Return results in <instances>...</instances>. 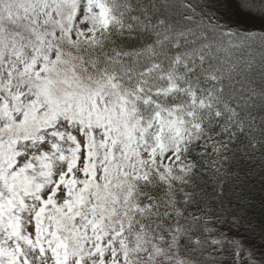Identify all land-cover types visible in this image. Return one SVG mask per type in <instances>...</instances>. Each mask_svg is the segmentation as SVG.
Returning <instances> with one entry per match:
<instances>
[{"label":"snow or ice","instance_id":"6c2138e0","mask_svg":"<svg viewBox=\"0 0 264 264\" xmlns=\"http://www.w3.org/2000/svg\"><path fill=\"white\" fill-rule=\"evenodd\" d=\"M0 264H264V0H0Z\"/></svg>","mask_w":264,"mask_h":264}]
</instances>
